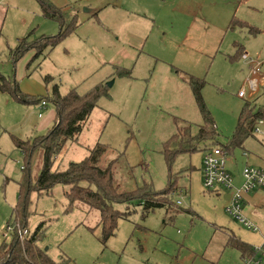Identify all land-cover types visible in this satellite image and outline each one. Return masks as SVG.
<instances>
[{
  "label": "rangeland",
  "instance_id": "obj_1",
  "mask_svg": "<svg viewBox=\"0 0 264 264\" xmlns=\"http://www.w3.org/2000/svg\"><path fill=\"white\" fill-rule=\"evenodd\" d=\"M160 7L159 19L155 22L159 32L150 36L146 47L153 58L145 56L139 63L136 58L126 60L124 65L134 68L135 79L117 80L111 88L112 98L100 101L102 113H94L80 138L83 147L74 145L66 151L65 160L57 158V163L81 161L97 143L106 144L112 150L102 164L118 160L116 180L123 190H134L148 181H152L156 191L165 190L170 174L161 153L163 144L184 123L192 125L194 131L204 123L193 93L185 85V76H179L185 82L183 88L179 89L171 81L169 74L173 65L206 81L202 95L215 121L217 140L226 145L233 138L246 104L238 93L244 86L247 68L243 62H232L230 58L237 53L236 44H244L253 55L260 49L264 55V37L259 39L260 47L253 43L259 47L253 49L249 47L253 46L252 39L245 28L230 27L237 19L234 22L249 23L264 31V0H161ZM49 21L43 17L37 0H0V75L19 81L29 64L25 63L22 70L20 63H13L12 50L29 34L34 35L32 41L43 34L56 35L49 29L55 23ZM98 29L97 24L90 23L79 33L86 41L84 47L101 43L96 38ZM70 38L62 41L49 58L45 55L44 62L42 59L33 62L28 74L33 73L43 87L46 76L55 77L60 87L63 86L64 94L70 82L93 68L91 61L95 60L91 50L79 45L76 37ZM95 85L92 80L86 81L78 92L86 94ZM38 88V84L31 87V91L39 94H33L37 99L41 97ZM29 94L32 93L24 95L34 97ZM262 96L259 107L249 104V113L264 106V93ZM38 105L20 103L0 91V246L6 233L9 234L7 243L12 240L13 233L10 234L7 226L16 223L12 213L19 198L18 182L25 174L24 157L11 136L26 139L35 135L32 127L39 122V112L46 114V109L41 111ZM96 128L100 130L98 135L92 133ZM243 148L251 156L261 155L264 159V143L251 135ZM204 153L180 155L172 166L171 174L177 177L178 191L171 198L176 204L181 201L177 209L182 211L173 220L164 208L145 215L143 207L136 206L131 216L119 221L116 235L104 244L99 212L77 203L73 212L66 213L69 202L64 195L65 187L58 185L50 196L32 194L27 223L30 236L42 224L46 231L39 247L55 261L68 259V264H243L241 253L227 244L233 235L245 243L260 246L264 236V207L254 212L252 205L244 203L243 206L245 216L253 212V219H249L260 228L258 233L247 230L228 215L225 193L208 192L203 187ZM240 154V147L235 149V155L229 154L227 166L236 159L244 168ZM42 165L40 152L34 156L31 166L33 183ZM119 209L125 210L126 206L120 205Z\"/></svg>",
  "mask_w": 264,
  "mask_h": 264
},
{
  "label": "trees",
  "instance_id": "obj_2",
  "mask_svg": "<svg viewBox=\"0 0 264 264\" xmlns=\"http://www.w3.org/2000/svg\"><path fill=\"white\" fill-rule=\"evenodd\" d=\"M37 1L40 4L43 17L58 23L60 31L57 35L42 36L33 41L31 40L32 34L22 39L18 47L11 53L15 64L28 52L35 50L36 54L32 64L42 58L46 51L54 50L62 41L76 33L80 27L78 15L56 7L49 0ZM234 20L238 21L237 19ZM234 20L231 29H236V26L240 28L249 27L246 23L239 22L240 24H238ZM250 32L256 34L258 30L250 29ZM244 53L243 47H237V53L230 58L231 61H241ZM175 71L180 74L177 69ZM182 74L193 93L204 123L197 127V131H194L192 125L184 123L185 127H178L176 134L163 144L161 153L168 165L170 178L167 187L162 191H156L152 181L144 182L143 185L131 191L123 190L116 180L118 160L115 159L105 165L102 164L103 159L112 150L106 144L97 143L89 150L88 156L80 162L70 161L63 165L57 163L56 159L65 152L67 144L79 142L84 135L93 113L99 107V102L104 98L111 99L108 84H98L86 94H80L77 89L63 94L60 85L54 82L53 77L46 76L44 82L47 86L48 95L37 99L24 95L16 80L13 81L11 78L0 75V91L2 93L11 95L16 101L23 104H37L46 99L47 103L51 102L54 105L57 113L54 126L45 135L28 139L11 136L14 146L20 150L24 157L22 171L25 173L18 182L19 198L13 208V220L28 229L32 194L37 193L39 197L50 196L58 185L65 187L64 195L69 202L66 213L73 212L77 203H82L90 210L99 212L104 244L116 235L119 221L131 216L136 206H142L145 215L156 209L164 208L169 219L173 220L177 214L182 212L177 209L178 204L171 198L178 191L177 177L175 178L171 174L176 159L183 154L191 155L199 151L206 152L214 147H222L228 154H231L235 149L242 148L245 140L250 137L248 128L252 129L258 120L264 119V110L255 114L249 113V104L246 103L240 114L233 138L228 144L222 145L217 140L219 134L215 121L202 95L206 81L193 75ZM114 76L132 78L133 70L116 67ZM206 143L214 146H207ZM40 152L43 153V165L37 181L33 183L31 166L34 156ZM120 205H125L126 209H119ZM45 231L46 228L43 229L41 224L31 236L29 235L23 240L20 239L17 231L11 235L10 243H7L5 238L0 246V264H68V259L63 258L60 262L55 261L39 247V242ZM227 246L237 249L242 258L254 254L253 246L233 235L230 237Z\"/></svg>",
  "mask_w": 264,
  "mask_h": 264
},
{
  "label": "crops",
  "instance_id": "obj_3",
  "mask_svg": "<svg viewBox=\"0 0 264 264\" xmlns=\"http://www.w3.org/2000/svg\"><path fill=\"white\" fill-rule=\"evenodd\" d=\"M50 1L56 7L61 8L64 11H68V12L78 15V21L80 22L79 29L76 31V33L72 34L71 36L66 38L64 41H66L67 39H71L70 37H76L75 39H77L78 44L83 45L82 47L85 49L91 50L92 55L95 58V60L91 61V66L93 67L91 70L87 71L84 75H81L80 79L72 81L68 84V89H67L68 92L73 89H77L78 91V88H80V86L85 84L86 81L88 82L91 80H92V84L98 85L101 83L108 84L112 82L114 86H115V83H117V80L119 79L134 80L135 79L134 76H132V78L115 77L114 69L116 67L128 68L124 65V63L126 62V60H129L132 58H136L137 63H139L141 59H144L145 56H150L153 58V54L148 53L146 51V47L149 42L150 36L155 31L159 32V30L156 29L155 22L159 19L158 14H160V10H161L160 9L161 0H132V2H129L128 4H127V0H50ZM49 22L55 23V24H51V28H49V26L48 28L51 30L50 32H53L54 34L57 35L60 31V25L53 21H49ZM90 23H95L100 27V30L99 29L97 31L95 30V33L99 36L96 38L101 41V43L92 45L91 48L84 47V44L86 45V41H84L79 35V33L83 30V28ZM247 24L249 27L243 30L247 31L249 33L248 35L252 39L251 42L253 46L250 45L249 47L253 49L259 48L260 47L259 39L261 37H264V31L260 30L257 27H251L249 23ZM250 29L258 30V33L251 34ZM32 33H35V31H32ZM42 36H45V34L41 35V37ZM103 40H105L104 42H106V44L102 43ZM254 42L258 43L259 47L255 46L253 44ZM97 45L101 46V49L98 48ZM106 46L108 49L106 48ZM235 46L243 47L245 53L253 55L251 51L247 49L244 44H236ZM52 51H50L51 53L47 51L48 53L46 52L44 56L46 55L48 56L47 58H49L52 55ZM35 54H36V51H30L25 55L27 56L26 58H28L29 61H26L25 57H23L20 61H18V63H20L22 66V70L24 69L25 63L27 64V66L28 64L29 65L31 64ZM253 56L259 59H264V55L262 54V50L260 49H258V52L255 51ZM42 58H40L39 60H41ZM39 60H37V62ZM143 61L145 62V60ZM38 65L39 67H41L42 63ZM243 66L245 65L243 64ZM171 68H172L171 74H169L171 81L174 84L176 83L179 89L183 88L182 85L185 82L182 80V78L180 79L179 76L181 75V73H186V74L188 73L178 69V67L174 65L171 66ZM175 69H177L180 72V74H178L175 71ZM247 72H248V68H247ZM28 74H29V69L27 67L26 72H24L23 75L19 78V81H17L22 93L28 94L29 92H31L32 94H29V95L35 97L36 95H33V94H37V93L34 91H31V87L33 84L34 85L38 84L39 88L37 89V92L42 94V95L40 94L41 97H46L48 95V90H47L46 85L43 87L41 84H39L40 83L39 79L34 78L33 73H31L30 75ZM53 79H54V82L58 84L56 78L53 77ZM185 85H188V84L185 83ZM112 87H110V93H112L111 92ZM187 87H189V85ZM63 90L64 88L62 86L61 92ZM111 98H112V94H111ZM257 107H259V104L256 105V108ZM53 108L54 109H50L49 103H48L45 116H44V113L42 117L38 115L39 122L37 123L36 127H32V132L33 133L35 132L34 133L35 135L32 136L31 134V137L29 138H34L37 136L45 135L44 132L48 129L50 130V128L55 124L57 113H56V109L54 105H53ZM102 109L103 108L100 106V102H99V107L96 109V111H99L100 113H102ZM261 110H264V106H262L258 111H261ZM103 115H106V114L104 113ZM263 126H261V129H262L261 135L252 136L253 138L257 139L259 142H262V143H264ZM92 133L94 135H98L100 133V130L96 128L92 131ZM19 138L22 139V137H19ZM26 139H28V137ZM74 145L83 147V144L81 143L80 140L79 142H69L66 146L65 153L59 157L60 160L62 159L63 161L65 160L66 151L67 150L69 151L71 150V148H74L73 147ZM243 147H242V155L240 154L241 156L240 159L242 160V162H244L243 163L245 164L244 166L249 165V166L257 167V168L264 170V159L261 157V155L251 156L250 153ZM244 153H246L247 156H245ZM230 155H235V151H233ZM77 162H80V161H77ZM229 167L230 169H228ZM227 169L230 172V174L233 176L234 183L237 186L242 185L243 183L242 172L244 168L241 167V165L237 164L236 159L233 161V163L230 164V166L229 165L227 166ZM225 196H228V195H224V199H225ZM245 203L248 205L249 204L252 205L254 212L256 210H259L260 208H263L264 207V191L257 190L254 192V195L252 196H250L249 194L246 195ZM252 215H253V212H250V214L248 215V218L253 219ZM249 245L253 247L255 246L252 244H249Z\"/></svg>",
  "mask_w": 264,
  "mask_h": 264
},
{
  "label": "built area",
  "instance_id": "obj_4",
  "mask_svg": "<svg viewBox=\"0 0 264 264\" xmlns=\"http://www.w3.org/2000/svg\"><path fill=\"white\" fill-rule=\"evenodd\" d=\"M241 62L248 68V72L238 97L250 104L251 107H256L260 103L261 98H263L262 93H264V59L244 53ZM47 106L46 99L39 103L41 111L46 109ZM42 115V113L39 114L40 117ZM263 124L264 119L258 120L252 129L248 128L249 134L251 136L261 135V126ZM244 155L247 156L246 153ZM228 157L229 154L222 147H215L204 153L202 163L203 187L208 192L223 191L225 195L229 196L227 199L228 205L225 208L226 213L240 222L247 230L255 233L261 232L257 224L245 216L243 206L246 195L257 190L264 191V170L246 165L242 172L243 183L238 187L227 169ZM177 204H181V201H178ZM7 230L10 234L17 231L22 240L30 235L29 229L22 227L19 223L8 225ZM4 236L8 238L9 234L6 233ZM253 253L250 257H244L242 263L264 264V236L262 244L253 247Z\"/></svg>",
  "mask_w": 264,
  "mask_h": 264
},
{
  "label": "water",
  "instance_id": "obj_5",
  "mask_svg": "<svg viewBox=\"0 0 264 264\" xmlns=\"http://www.w3.org/2000/svg\"><path fill=\"white\" fill-rule=\"evenodd\" d=\"M112 85H113L112 82L108 83V86H109V87H112ZM228 197H229V196H225V200L228 199Z\"/></svg>",
  "mask_w": 264,
  "mask_h": 264
}]
</instances>
